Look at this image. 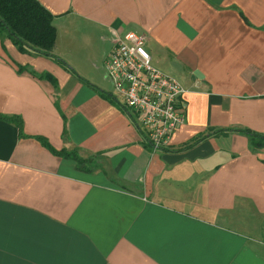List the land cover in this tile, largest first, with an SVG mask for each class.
I'll return each instance as SVG.
<instances>
[{
  "label": "crops",
  "instance_id": "1",
  "mask_svg": "<svg viewBox=\"0 0 264 264\" xmlns=\"http://www.w3.org/2000/svg\"><path fill=\"white\" fill-rule=\"evenodd\" d=\"M39 1L53 51L120 105L102 59L114 32L142 31L185 120L154 149L125 105L0 33V114L29 135L0 117V264H264V146L227 131L183 147L213 128L264 134V0Z\"/></svg>",
  "mask_w": 264,
  "mask_h": 264
},
{
  "label": "built area",
  "instance_id": "2",
  "mask_svg": "<svg viewBox=\"0 0 264 264\" xmlns=\"http://www.w3.org/2000/svg\"><path fill=\"white\" fill-rule=\"evenodd\" d=\"M145 42L146 35L139 30L114 32L102 65L132 120L157 149L168 144L185 120V89L179 80L153 64Z\"/></svg>",
  "mask_w": 264,
  "mask_h": 264
},
{
  "label": "trees",
  "instance_id": "3",
  "mask_svg": "<svg viewBox=\"0 0 264 264\" xmlns=\"http://www.w3.org/2000/svg\"><path fill=\"white\" fill-rule=\"evenodd\" d=\"M53 17L54 13L45 7L39 0H0V33H4L8 38H10L20 51L46 55L52 58L54 61L58 62L70 72L75 74L80 80L95 87L102 96L110 99L126 111L125 106L120 105L118 100L110 91L98 87L84 76L80 75L62 56L53 51L56 39V27L52 22ZM20 68H22L21 65ZM32 72L40 77H45L50 81L55 82L54 76L48 72ZM0 117L13 121L18 128L19 136H29L23 132L22 119L19 115L0 114ZM227 131H239L248 135L253 147L264 146V134H259L249 128L222 127L213 128L208 131V133L198 134L187 141L183 147H188L208 135L225 133ZM33 136L46 146L53 154L74 159L76 161V166L82 170L91 169L88 166L91 157H82L79 155L76 148L57 149L45 136L41 134H34Z\"/></svg>",
  "mask_w": 264,
  "mask_h": 264
}]
</instances>
